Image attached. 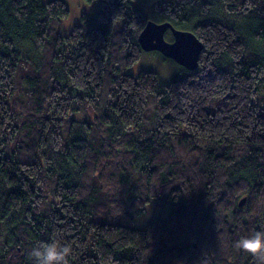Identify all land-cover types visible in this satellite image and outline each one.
<instances>
[{"label": "trees", "instance_id": "obj_1", "mask_svg": "<svg viewBox=\"0 0 264 264\" xmlns=\"http://www.w3.org/2000/svg\"><path fill=\"white\" fill-rule=\"evenodd\" d=\"M87 1L59 34L63 0H0V264L53 239L69 264H264L235 246L264 230V0H151L202 43L166 82L123 71L137 0Z\"/></svg>", "mask_w": 264, "mask_h": 264}, {"label": "rangeland", "instance_id": "obj_2", "mask_svg": "<svg viewBox=\"0 0 264 264\" xmlns=\"http://www.w3.org/2000/svg\"><path fill=\"white\" fill-rule=\"evenodd\" d=\"M44 1V0H43ZM68 8V15L63 18L57 25V32L59 34L67 33L76 22L80 21L84 16L85 25H89L98 10L97 2L87 0H63ZM136 6L141 8L148 19L159 22L151 8V0H137ZM166 40H171L170 31L164 33ZM181 65L170 58L164 57L161 53L155 50L143 51L140 57L123 71L131 74H136L141 69L152 70L159 81L166 82L174 78L181 70ZM155 212L147 210L144 217L139 221L144 222L151 218Z\"/></svg>", "mask_w": 264, "mask_h": 264}, {"label": "water", "instance_id": "obj_3", "mask_svg": "<svg viewBox=\"0 0 264 264\" xmlns=\"http://www.w3.org/2000/svg\"><path fill=\"white\" fill-rule=\"evenodd\" d=\"M169 30L171 40H166L164 33ZM140 48L144 51L155 50L164 57L170 58L186 69L196 67L202 43L195 34L186 29L174 27L169 21L156 22L147 19L137 35ZM245 197H241L242 205Z\"/></svg>", "mask_w": 264, "mask_h": 264}, {"label": "clouds", "instance_id": "obj_4", "mask_svg": "<svg viewBox=\"0 0 264 264\" xmlns=\"http://www.w3.org/2000/svg\"><path fill=\"white\" fill-rule=\"evenodd\" d=\"M235 246L243 253L264 256V230L241 236L235 241ZM70 252V247L61 246L53 239L50 243L40 242L30 250L29 256L35 264H69Z\"/></svg>", "mask_w": 264, "mask_h": 264}, {"label": "bare ground", "instance_id": "obj_5", "mask_svg": "<svg viewBox=\"0 0 264 264\" xmlns=\"http://www.w3.org/2000/svg\"><path fill=\"white\" fill-rule=\"evenodd\" d=\"M180 65V64H179ZM182 66V65H181Z\"/></svg>", "mask_w": 264, "mask_h": 264}]
</instances>
